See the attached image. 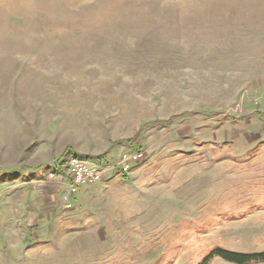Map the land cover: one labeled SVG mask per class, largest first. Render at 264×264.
<instances>
[{"label":"rangeland","instance_id":"obj_1","mask_svg":"<svg viewBox=\"0 0 264 264\" xmlns=\"http://www.w3.org/2000/svg\"><path fill=\"white\" fill-rule=\"evenodd\" d=\"M139 147L60 204L71 155ZM217 248L264 250V0H0V264Z\"/></svg>","mask_w":264,"mask_h":264},{"label":"built area","instance_id":"obj_2","mask_svg":"<svg viewBox=\"0 0 264 264\" xmlns=\"http://www.w3.org/2000/svg\"><path fill=\"white\" fill-rule=\"evenodd\" d=\"M147 153L142 147L124 148L117 154L115 160L99 164L73 154L62 169L49 171L47 179L57 181V193L60 195L58 200L63 207L70 209L73 207V198L81 186L107 180L116 169L129 176L133 164L146 158Z\"/></svg>","mask_w":264,"mask_h":264},{"label":"trees","instance_id":"obj_3","mask_svg":"<svg viewBox=\"0 0 264 264\" xmlns=\"http://www.w3.org/2000/svg\"><path fill=\"white\" fill-rule=\"evenodd\" d=\"M221 257L226 261L237 264H249L254 262H264V250L255 252L234 251L224 248H217L211 251L200 264H209L213 257Z\"/></svg>","mask_w":264,"mask_h":264}]
</instances>
